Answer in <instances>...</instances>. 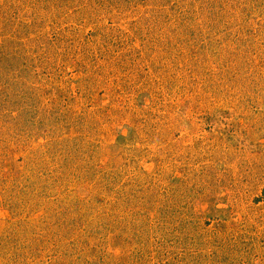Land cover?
Segmentation results:
<instances>
[{
    "label": "rangeland",
    "instance_id": "obj_1",
    "mask_svg": "<svg viewBox=\"0 0 264 264\" xmlns=\"http://www.w3.org/2000/svg\"><path fill=\"white\" fill-rule=\"evenodd\" d=\"M0 264H264V0H0Z\"/></svg>",
    "mask_w": 264,
    "mask_h": 264
}]
</instances>
